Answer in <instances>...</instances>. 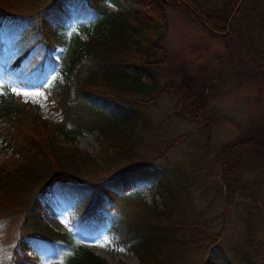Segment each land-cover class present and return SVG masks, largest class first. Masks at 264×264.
<instances>
[{"label":"trees","instance_id":"16d2710c","mask_svg":"<svg viewBox=\"0 0 264 264\" xmlns=\"http://www.w3.org/2000/svg\"><path fill=\"white\" fill-rule=\"evenodd\" d=\"M105 2L116 9L105 8ZM178 2L186 4L194 20L213 34L225 32L228 25L230 32L246 9L264 16V0ZM35 5L45 8L37 10ZM68 25L79 32L76 55L69 67L61 69L63 82L43 85L52 108L63 113V121L55 123L44 117L38 105L22 100L8 87L0 95V140L14 152L8 163L0 164V220L10 212H21L25 207L22 197L34 198L38 192H53L57 187L84 189L88 187V170L94 171L113 158L133 160L134 135L144 120L134 108L135 102H154L166 93H174L185 108L190 98L192 81L158 89L157 73L165 63L156 56L163 49L168 28L162 0H0V28L7 29L9 38L4 40L0 35V52L20 46L23 50L17 56L8 52L11 61L15 58L13 69L18 70L32 62L35 46L46 45L49 53L36 66H42V74L32 81L42 86L48 71L57 65L52 56L57 49L53 40H58ZM37 33L41 36L33 43ZM46 56L50 59L48 67ZM87 107L91 112L87 113ZM194 107V118L205 123L199 94ZM84 131L98 132L104 139L99 159L76 144ZM249 153L264 154V140L255 136L238 138L221 146L216 155L225 219L235 196L246 188L242 170ZM191 183L186 175H164L146 168L123 174L96 197L93 193L90 200L84 201L90 212L85 218L87 226L81 228V223L75 225L76 229L86 237L95 231L107 233L139 264H191L193 243L204 235L203 223L191 211ZM144 185H151L154 204L128 195ZM157 197L163 199L162 205ZM103 200L107 204L103 205ZM34 204L22 226L11 264H43L47 255L66 247L72 255L69 264H111L84 244L75 245L70 234L55 230L40 212L41 204ZM119 205L124 206L123 212ZM220 235L216 233L218 239ZM247 260L245 252L233 255L223 249L202 264H249Z\"/></svg>","mask_w":264,"mask_h":264},{"label":"rangeland","instance_id":"374dc122","mask_svg":"<svg viewBox=\"0 0 264 264\" xmlns=\"http://www.w3.org/2000/svg\"><path fill=\"white\" fill-rule=\"evenodd\" d=\"M167 1L168 28L163 49L156 56L157 60L164 61L165 67L156 78L159 91L186 81L193 82L185 108L174 93H166L154 102H135L133 106L143 114L144 120L134 135L136 152L133 160L113 158L101 163L94 171L88 170L87 188L57 187L53 192H38L34 198L22 197L20 200L25 207L21 212H10L0 220V264L12 263L15 248L22 237V226L30 207L37 202L41 204L39 210L45 220L55 230L70 234L75 245L84 244L111 264H139L131 252L116 245L107 233L95 231L94 235L86 237L76 226L81 223V228L87 226L85 218L90 212L84 201L90 200L93 193L96 197L103 187L121 175L143 168L164 175L183 174L192 180L191 211L196 212V219L203 223L204 235L193 243L189 253L191 264L207 262L223 249L233 255L245 252L249 264H264V154L249 153L246 156L242 170L246 188L235 196L226 219L223 216L226 203L218 183L219 167L216 163L220 147L230 141L254 136L264 140V23L246 9L230 32L228 25L225 32L213 34L197 23L178 0ZM103 6L116 9L109 2ZM35 7L37 10L45 8L44 5ZM5 30L0 28L1 38L9 40ZM78 33L75 26L68 25L58 40L52 39L57 47L52 54L57 65L48 71L42 86L32 84V81L42 74V66H36L49 53L46 45L35 46L32 62H26L18 70L13 69L15 58L11 61L8 52L15 57L23 49L20 46L5 52L3 49L0 52L3 61L0 62V95L8 87L24 101L38 105L44 117L61 123L64 115L52 108L43 85L64 81L61 69L69 67L76 55ZM40 36V33L35 34L32 42L35 43ZM82 38L87 39L85 35ZM45 61L48 67L50 59L47 57ZM85 63L79 62L80 65ZM198 94L203 100L205 123L194 118V101ZM86 109L87 113L91 112V108ZM68 126L73 127L72 124ZM77 139L76 144L82 150L99 159L104 139L98 132L84 131ZM13 153L0 140V164L8 163ZM128 195L134 200L154 204L151 185L139 187ZM157 201L162 205L161 197H157ZM104 204H107L105 200ZM123 207L119 205L121 212ZM217 232H221L219 239ZM31 255H35L34 252ZM70 259L72 255L66 247L60 253L47 255L43 264H69Z\"/></svg>","mask_w":264,"mask_h":264},{"label":"flooded vegetation","instance_id":"af4514ba","mask_svg":"<svg viewBox=\"0 0 264 264\" xmlns=\"http://www.w3.org/2000/svg\"><path fill=\"white\" fill-rule=\"evenodd\" d=\"M180 4L182 5H185L184 7H187L188 8V6L186 5V4H184L183 2H180ZM189 9V8H188ZM262 11H263V14H264V6H263V9H262ZM259 19L262 21L261 23H264V16H259Z\"/></svg>","mask_w":264,"mask_h":264},{"label":"water","instance_id":"95a60500","mask_svg":"<svg viewBox=\"0 0 264 264\" xmlns=\"http://www.w3.org/2000/svg\"><path fill=\"white\" fill-rule=\"evenodd\" d=\"M163 1V3H165V4H167L168 3V1L167 0H162Z\"/></svg>","mask_w":264,"mask_h":264}]
</instances>
